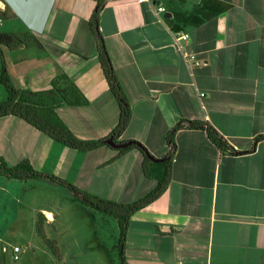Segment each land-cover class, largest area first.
Returning <instances> with one entry per match:
<instances>
[{"label": "crops", "instance_id": "crops-1", "mask_svg": "<svg viewBox=\"0 0 264 264\" xmlns=\"http://www.w3.org/2000/svg\"><path fill=\"white\" fill-rule=\"evenodd\" d=\"M100 1L101 39L90 24ZM1 2L21 25L2 19L6 32H29L38 41L21 46L12 69L9 48L1 47L9 76L35 92L50 89L60 74L72 78L89 105L63 106L58 113L77 138L106 140L119 124L120 106L99 60L104 45L131 107L130 124L115 143L139 142L161 159L171 152L167 135L178 123L202 121L238 152L220 151L206 131L185 122L175 134L167 189L129 220L127 264H264V139L255 143L264 136V0ZM178 32L189 35L187 43H176ZM184 55L201 64L187 63ZM0 157L9 166L29 161L40 173L122 204L157 185L145 177L137 149L122 156L108 145L73 150L13 116L0 118ZM40 181L25 183L36 189ZM23 190L17 191L18 213L28 210L32 218L44 212L56 222L52 209L21 210V196L32 195Z\"/></svg>", "mask_w": 264, "mask_h": 264}, {"label": "trees", "instance_id": "trees-1", "mask_svg": "<svg viewBox=\"0 0 264 264\" xmlns=\"http://www.w3.org/2000/svg\"><path fill=\"white\" fill-rule=\"evenodd\" d=\"M103 1H100L90 20L93 26V31L99 37V28L96 29V23ZM9 7L5 10H0V17L4 20L10 18ZM99 39H101L99 37ZM30 40V41H29ZM37 40L29 32L18 33H0V56L2 65L0 68V84L4 85L7 91V98L0 101V118L13 116L28 123L45 136L57 141L70 149L77 151H94L103 146H107L100 141H87L77 138L70 128L60 117L58 110L63 106L68 107H85L89 105V100L84 93L79 89L75 81L67 74L63 73L56 76L51 82V88L43 91H30L19 88L14 85L11 77L6 70L5 56L1 47H11L13 44L21 48L22 45L27 47L37 44ZM102 42V40H101ZM102 52L100 54V65L109 86L112 95L115 97L120 106L119 124L113 131L110 138L120 135L128 127L131 121V107L124 94L119 79L115 73L113 65L108 57L104 45H101ZM16 49V48H15ZM185 122L178 123L167 135V143L171 147V152L157 159L149 153L147 148L139 142L133 145L118 150L120 156L126 154L130 150L137 149L143 154V172L147 179L155 180L156 187L148 193L144 198L130 204L117 203L111 200L103 199L95 195L79 190L77 187L62 179L52 175L40 173L34 169L29 161H22L15 166H9L3 157H0V175L7 179L19 181L47 179L68 189L81 204L86 207L96 210L102 214L114 218L120 228L119 251L122 264H127L124 256L123 246L131 216L148 206L150 203L159 198L167 189L170 181V173L172 168L173 154L175 152V134L182 129H185ZM188 128L199 129L206 131L210 141L224 153H238L227 141L210 125L202 121L186 122ZM109 139V138H108ZM264 139L260 136L255 140V143ZM107 140V139H106ZM43 216V215H41ZM41 233L40 225L37 227Z\"/></svg>", "mask_w": 264, "mask_h": 264}, {"label": "rangeland", "instance_id": "rangeland-1", "mask_svg": "<svg viewBox=\"0 0 264 264\" xmlns=\"http://www.w3.org/2000/svg\"><path fill=\"white\" fill-rule=\"evenodd\" d=\"M9 14L11 17L12 12L9 11ZM9 20L21 29L14 18ZM6 29L0 25V33H8ZM6 48H9L6 52L7 66L12 69L18 61L15 57L21 55L18 52L20 47L13 44ZM6 98L7 91L0 84V101ZM25 182L28 180L20 183L0 177V264H122L118 248L120 228L114 218L81 204L68 189L58 184L55 189L47 186L46 182H34L38 186L35 189L33 182H29L28 186ZM25 186L32 195L30 199L28 193L21 196V210L29 207L52 209L57 216L56 222H49L44 212L31 218L28 210L21 214L15 210L17 191L22 194ZM74 206H81L83 211L91 213L96 218L95 222L85 211L83 213L81 208L75 210ZM39 225L41 233L37 229ZM16 246L21 248V259L18 261H14L12 255Z\"/></svg>", "mask_w": 264, "mask_h": 264}, {"label": "built area", "instance_id": "built-area-1", "mask_svg": "<svg viewBox=\"0 0 264 264\" xmlns=\"http://www.w3.org/2000/svg\"><path fill=\"white\" fill-rule=\"evenodd\" d=\"M148 0H137V3L141 4V3H144V2H147ZM0 10L3 11L5 10V7L4 5L0 2ZM165 9L164 8H159L158 9V12H164ZM2 21V18L0 17V22ZM189 39V35L187 33H181V32H178L176 33V37H175V41L176 43H179V42H183V43H187ZM181 47V46H179ZM185 61L187 63H193L195 64L196 66H199L201 64V62L194 56V55H184L183 56ZM203 96V94L201 95ZM2 250L5 252L6 251V248L3 247ZM20 252H21V248L16 246V247H13V260L14 261H18L19 258H20Z\"/></svg>", "mask_w": 264, "mask_h": 264}, {"label": "water", "instance_id": "water-1", "mask_svg": "<svg viewBox=\"0 0 264 264\" xmlns=\"http://www.w3.org/2000/svg\"><path fill=\"white\" fill-rule=\"evenodd\" d=\"M104 143L106 145L110 146L111 148L120 150V149H125V148L133 145L135 143V141H127V142L122 143V144H117V143H115L113 138H109V139L105 140Z\"/></svg>", "mask_w": 264, "mask_h": 264}, {"label": "bare ground", "instance_id": "bare-ground-1", "mask_svg": "<svg viewBox=\"0 0 264 264\" xmlns=\"http://www.w3.org/2000/svg\"><path fill=\"white\" fill-rule=\"evenodd\" d=\"M48 216H49V218H51V217H52V215H51V214H49Z\"/></svg>", "mask_w": 264, "mask_h": 264}, {"label": "clouds", "instance_id": "clouds-1", "mask_svg": "<svg viewBox=\"0 0 264 264\" xmlns=\"http://www.w3.org/2000/svg\"><path fill=\"white\" fill-rule=\"evenodd\" d=\"M0 2H1V0H0ZM2 3V2H1ZM6 8V7H5Z\"/></svg>", "mask_w": 264, "mask_h": 264}]
</instances>
